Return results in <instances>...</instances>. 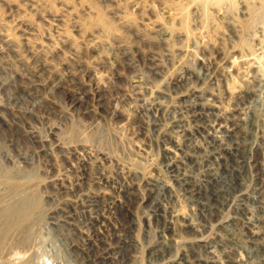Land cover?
I'll return each mask as SVG.
<instances>
[{"label": "rangeland", "instance_id": "obj_1", "mask_svg": "<svg viewBox=\"0 0 264 264\" xmlns=\"http://www.w3.org/2000/svg\"><path fill=\"white\" fill-rule=\"evenodd\" d=\"M263 3L264 0H0V205L5 206L4 210H17L22 222L21 228L15 230L9 218L1 217L5 212L0 213V264H98L96 258L105 254L119 257L111 264H148V249L158 244L164 229L163 218L152 208L166 182L178 191L177 201L166 198L164 204L178 209L174 222L181 223L176 226L184 234L183 241L189 239L176 246L166 235L165 244H169L165 247L171 245L173 255L176 253L172 260L212 264L211 252L216 251L225 261L223 264H234L236 252L242 251L239 258L246 264L254 249L264 256V189L260 187L264 180ZM178 10L185 11L186 18L177 19ZM124 12L134 24L120 20ZM153 18L163 20L167 27H147L144 22ZM166 22L174 26L173 36ZM106 24L116 31L106 34ZM186 25L190 30L196 28V35L188 39L180 35ZM60 29L64 35H59ZM10 31L19 40H11ZM24 37H30L31 43L27 45ZM32 43L46 49L41 51L36 45L32 51ZM234 83L238 88L232 95L223 93ZM219 104L230 109L220 120L216 108ZM33 135L37 138H31ZM214 135L222 137L227 147L244 150L248 146V168L242 166L239 156L237 161L211 159L217 152L211 140ZM174 140L183 144L177 156L181 171L203 191L209 189V172L216 178L222 175L223 168L243 174L241 184L225 188L220 202L223 206L215 208L206 202L202 207L198 196L183 190L176 175L171 176L176 173L167 162L172 155H167L165 148ZM98 155L105 156L101 163ZM136 214L146 217L150 225H131L138 218ZM181 216H191L198 232L186 227ZM247 221L259 235H253ZM137 237L144 248L134 263L128 258ZM261 260L264 264L263 257Z\"/></svg>", "mask_w": 264, "mask_h": 264}, {"label": "bare ground", "instance_id": "obj_2", "mask_svg": "<svg viewBox=\"0 0 264 264\" xmlns=\"http://www.w3.org/2000/svg\"><path fill=\"white\" fill-rule=\"evenodd\" d=\"M86 1V0H85ZM33 2V1H32ZM38 2V1H37ZM40 2V1H39ZM39 2L37 3V5L39 4ZM48 2V1H47ZM178 2V1H177ZM199 2V1H198ZM86 3V2H85ZM170 3V2H169ZM181 3V2H180ZM25 4V3H24ZM264 4V3H263ZM44 5V4H43ZM25 6V5H24ZM91 7V6H90ZM32 8V7H31ZM93 8V7H92ZM186 8H189V7H186ZM91 9V8H90ZM94 10V9H93ZM189 10H190V8H189ZM264 10V9H263ZM21 12V11H20ZM178 12H179V10H178ZM185 11H183V10H180V12L179 13H177V15H178V17L179 18H177V19H181V20H183V17L186 15V13H184ZM125 14H123V15H121L120 16V20L122 21V22H125V23H129V24H134V20H133V18L132 17H130V15L129 14H126L127 12H124ZM188 13V12H187ZM264 13V12H263ZM19 14V13H18ZM21 14V13H20ZM176 15V14H175ZM62 16V15H61ZM23 18V17H22ZM184 18H186V17H184ZM187 18H188V14H187ZM105 19V18H104ZM172 19V18H171ZM14 20H16V19H14ZM23 20V19H22ZM107 20V19H106ZM106 20H104V21H106ZM173 20V19H172ZM175 20V19H174ZM145 21V20H144ZM170 21V20H169ZM187 20H184V22H186ZM8 22V21H7ZM10 22H13V21H10ZM62 22V21H61ZM107 22V21H106ZM147 22H148V24H147ZM147 22L145 21L144 23L146 24V26L147 27H149V28H154L155 29V27L157 26V27H159V26H163V27H167V26H164V23H163V20H154V18H153V20L151 19V20H147ZM171 22H173V21H171ZM175 22V21H174ZM19 23V22H18ZM167 23V22H166ZM182 23H183V21H182ZM15 24V23H14ZM16 24H17V22H16ZM21 24V23H20ZM64 24V23H63ZM167 24H169L170 25V23H167ZM173 24V23H172ZM185 24V23H184ZM187 24V23H186ZM12 26V25H11ZM22 26V25H21ZM54 26V25H53ZM62 26V25H61ZM171 27H168L169 29H170V31L172 32L171 33V35L173 34V32L175 33V28H174V26L173 25H170ZM16 27V26H15ZM48 27V26H47ZM105 28H103L104 30H105V32H106V34H113L115 31H116V29H114L112 26H110V25H105L104 26ZM162 27V28H163ZM13 28V27H12ZM53 28V27H52ZM57 28V27H56ZM160 28V27H159ZM5 29V28H4ZM32 29V28H31ZM30 29V30H31ZM64 29V28H63ZM164 29V28H163ZM167 29V28H166ZM196 29V28H195ZM194 29V30H195ZM203 29V28H202ZM12 30V29H11ZM58 30V29H57ZM159 30V29H158ZM194 30H190L188 27H187V25L184 27V28H182V30L180 31V35H183V36H185V37H187V39L188 38H191V36H193L194 34L196 35V31H194ZM204 30V29H203ZM15 31V30H14ZM32 31V30H31ZM36 31V30H35ZM53 31V30H52ZM60 36L61 35H64V31L63 30H61L60 29ZM66 31V30H65ZM169 31V30H168ZM57 32V31H56ZM160 32V31H159ZM162 32V31H161ZM58 33V32H57ZM166 33V32H165ZM164 33V34H165ZM16 33H12L11 31L9 32V34H8V37L12 40H19L17 37H16V35H15ZM27 34V33H26ZM25 34V35H26ZM105 34V33H104ZM168 34V33H167ZM166 34V35H167ZM24 35V34H23ZM22 35V36H23ZM34 35V34H33ZM199 35V34H198ZM173 36V35H172ZM182 37V36H181ZM184 37V38H185ZM195 37V36H194ZM103 38H105V36L103 37ZM186 39V40H187ZM24 41H25V43L28 45V43H31V38L30 37H24V39H23ZM168 40H170V39H168ZM94 41V40H93ZM106 41V40H105ZM172 41V40H171ZM184 42V41H183ZM205 42V41H204ZM260 43V42H259ZM51 44V43H50ZM98 44V43H97ZM109 44V43H108ZM173 44V43H172ZM36 45L37 44H33L32 43V45L30 46L31 47V49H32V51L34 50V47H36ZM177 45V44H176ZM187 45V44H186ZM24 46H25V44H24ZM49 46V45H48ZM56 46V45H55ZM179 46V45H178ZM37 47L38 48H40L41 49V51L43 50H45L46 48H45V46L44 45H41V44H39V46L37 45ZM36 47V48H37ZM171 47V46H170ZM26 48H27V46H26ZM178 48V47H177ZM181 48V47H180ZM30 49V48H29ZM39 49V50H40ZM247 50H249V47L247 48ZM47 51V50H46ZM206 52V51H205ZM173 53H174V51H173ZM208 53H210V52H208ZM217 53H218V51H217ZM219 53H220V51H219ZM250 54V53H249ZM206 55H208V54H206ZM210 55V54H209ZM208 57V56H207ZM211 57V56H210ZM223 58V57H222ZM226 60V59H225ZM225 60H223V61H225ZM203 61H205V59L203 60ZM208 61V60H207ZM219 63H220V61H218ZM202 63V62H201ZM216 63H217V61H216ZM222 63V62H221ZM224 63V62H223ZM207 65V64H206ZM203 67V66H202ZM219 67V66H218ZM178 68V67H177ZM189 70V69H188ZM208 70V69H207ZM233 70V69H232ZM190 72V71H189ZM193 72V71H192ZM196 73V72H195ZM249 73V72H248ZM253 73V72H252ZM190 74V73H189ZM191 76L193 75L192 73L190 74ZM201 75V74H200ZM231 75V74H230ZM244 75H246V74H244ZM243 75V77H245ZM182 76H184V75H182ZM191 76L189 77L190 79H191ZM202 76H204V75H202ZM177 78H179L178 76H176ZM196 77V76H195ZM242 77V76H241ZM199 78V77H198ZM246 78V77H245ZM174 79V78H173ZM182 79V78H181ZM185 79V78H184ZM203 79V78H202ZM205 79V78H204ZM203 79V80H204ZM250 79V78H249ZM261 79H263V78H261ZM171 80V79H170ZM189 80V79H188ZM192 80V79H191ZM200 80V79H199ZM243 80H245V79H243ZM166 81V80H165ZM260 81H262V80H260ZM192 82H193V80H192ZM191 82V84H193ZM234 82V81H233ZM251 82V81H250ZM249 82V83H250ZM144 83V82H143ZM142 83V84H143ZM152 83V82H151ZM175 83V82H174ZM187 83V82H186ZM204 83V82H203ZM229 83V82H228ZM243 83V82H242ZM252 83V82H251ZM158 84H160V83H158ZM189 84V83H188ZM226 84H227V82H226ZM262 84V83H261ZM182 85V84H181ZM147 86V85H146ZM158 86V85H157ZM201 86V85H200ZM152 87H154V85L152 86ZM173 87V86H172ZM176 87H178V86H176ZM236 87L237 86H235V83L234 84H232V85H228L227 86V89H225L224 90V92L223 93H228V94H233L234 93V91H235V89H236ZM241 87V86H240ZM144 88V87H143ZM148 88V87H147ZM146 88V89H147ZM155 88V87H154ZM171 88V87H170ZM175 88V87H174ZM182 88H183V86H182ZM187 88V87H186ZM238 88V87H237ZM252 88V87H251ZM253 88H254V86H253ZM142 89V88H141ZM157 89V88H156ZM189 89V88H188ZM190 89H192V88H190ZM200 89H201V87H200ZM209 89V88H208ZM245 89V88H244ZM145 90V89H144ZM149 90V89H148ZM155 90V89H154ZM184 90V89H183ZM194 90H195V88H194ZM198 90V89H197ZM247 90V89H246ZM252 90V89H251ZM151 91H153V90H151ZM151 91H149V92H151ZM188 91H186V93H187ZM201 92V91H200ZM254 92V91H253ZM252 92V94H254ZM174 93V92H173ZM189 93H191V92H189ZM238 93H239V91H238ZM246 93V92H245ZM256 93V92H255ZM205 94V93H204ZM211 94H212V92H211ZM216 94V93H215ZM241 94V93H240ZM195 95V94H194ZM197 95V94H196ZM206 96H207V94H205ZM212 95H214V93L212 94ZM217 95H218V93H217ZM257 95V94H256ZM152 96V95H151ZM163 96H164V94H163ZM170 96V95H169ZM181 96V95H180ZM214 96H216V95H214ZM240 96V95H239ZM242 96V95H241ZM149 97V96H148ZM157 97V96H156ZM177 97V96H176ZM176 97H174V98H176ZM200 97V96H199ZM212 97V96H211ZM230 97V96H229ZM234 97V96H233ZM165 98V97H164ZM167 98H168V96H167ZM173 98V99H174ZM197 98V97H196ZM203 98V97H202ZM216 98H219V97H216ZM170 99H172V97H170ZM206 99H207V97H206ZM234 99V98H233ZM240 99V98H239ZM242 99V98H241ZM157 100H158V98H157ZM197 100V99H196ZM203 100H205V99H203ZM209 100V99H208ZM207 100V101H208ZM211 100V99H210ZM216 100H218V99H216ZM221 100V99H220ZM219 100V101H220ZM243 100V99H242ZM155 101H156V99H155ZM199 101V100H198ZM239 101V100H238ZM157 102V101H156ZM160 102V101H159ZM214 102V101H213ZM216 102V101H215ZM223 102V101H222ZM221 102V103H222ZM236 102V101H235ZM240 102H243V101H240ZM247 102V101H246ZM161 103V102H160ZM159 103V104H160ZM199 103V102H198ZM220 103V102H219ZM224 103H226V102H224ZM194 104V103H193ZM207 104V103H206ZM212 104V103H211ZM216 104H217V102H216ZM244 104V103H243ZM156 105H158V104H156ZM161 105H163V104H161ZM199 105V104H198ZM204 105V104H203ZM210 105V104H209ZM215 105V104H214ZM220 105V104H219ZM227 105V104H226ZM229 106V105H228ZM246 106V105H245ZM196 107H198V106H196ZM201 107V106H200ZM209 107H211V106H209ZM208 107V108H209ZM226 108H224V107H222V105H220V106H216V108H218V111H219V114H220V116H217L218 118H219V120H220V118H222V116L221 115H224L225 113H227V106H225ZM243 107H244V105H243ZM249 107V106H248ZM161 108V107H160ZM189 108V107H188ZM236 108V107H235ZM241 108V107H240ZM229 109V108H228ZM238 109V108H237ZM197 110H198V108H197ZM200 110V109H199ZM230 110V109H229ZM209 111V110H208ZM200 112H201V110H200ZM203 112H204V109H203ZM213 112V111H212ZM191 113V112H190ZM198 113V112H197ZM214 113V112H213ZM213 113H212V115H213ZM195 114V113H194ZM263 114V113H262ZM200 115V114H199ZM217 115V114H216ZM195 116V115H194ZM193 116V119L195 118ZM209 116H211V114L209 115ZM236 116V115H235ZM249 116V115H248ZM173 118V117H172ZM197 118V117H196ZM225 118V117H224ZM232 118V117H231ZM192 119V118H191ZM199 119H200V116H199ZM205 119V118H204ZM210 119H212V118H210ZM215 119V118H214ZM228 119V118H227ZM235 119V118H234ZM242 119V118H241ZM246 119V118H245ZM182 120V119H181ZM185 120V119H184ZM183 120V121H184ZM228 120H230V119H228ZM239 120V119H238ZM262 120V119H261ZM233 121V120H232ZM243 121V120H242ZM250 121V120H249ZM256 121V120H255ZM179 122H181V121H179ZM209 122H211V121H209ZM208 122V123H209ZM215 122V121H214ZM184 123V122H183ZM187 123V122H186ZM192 123H194V122H192ZM219 123V122H218ZM221 123V122H220ZM226 123V122H225ZM231 123V122H230ZM179 124V123H178ZM215 124V123H214ZM222 125H223V123H221ZM183 125V124H182ZM189 125H190V123H189ZM203 125V124H202ZM210 125H212V124H210ZM217 125V124H216ZM241 125H242V123H241ZM257 125V124H256ZM166 126V125H165ZM185 126V125H184ZM191 126V125H190ZM193 126V125H192ZM200 126V125H199ZM206 126V125H205ZM238 126V125H237ZM236 126V127H237ZM245 126V125H244ZM121 127V126H120ZM179 127H180V125H179ZM188 127V126H187ZM207 127H210V126H207ZM217 127H218V125H217ZM222 127V126H221ZM253 127V126H252ZM255 127V126H254ZM176 128H178V125H177V127ZM184 128V127H183ZM201 128H202V126H201ZM205 128V127H204ZM219 128V127H218ZM228 128V127H227ZM256 128V127H255ZM190 129V128H189ZM203 129V128H202ZM215 129V128H214ZM217 129V128H216ZM222 129V128H221ZM224 129V128H223ZM222 129V130H223ZM249 130H250V128H248ZM252 129V128H251ZM177 130V129H176ZM211 130V129H210ZM227 130V129H226ZM233 130V129H232ZM241 130V129H240ZM239 130V131H240ZM253 130V129H252ZM257 130V129H256ZM255 130V131H256ZM264 130V129H263ZM194 131H196V130H194ZM203 131V130H202ZM213 131H218V130H213ZM234 131V130H233ZM243 131V130H242ZM261 131V130H260ZM158 132V131H157ZM173 132V131H172ZM171 132V133H172ZM177 132V131H176ZM175 132V133H176ZM182 132V131H181ZM187 132V131H186ZM185 132V133H186ZM219 132V131H218ZM241 132V131H240ZM246 132V131H245ZM159 133H161V132H159ZM178 133H180V132H178ZM190 133V132H189ZM193 132H191V134H192ZM217 133V132H216ZM220 133V132H219ZM254 133V132H253ZM257 133V132H256ZM37 134V133H36ZM170 134V133H169ZM173 134H174V132H173ZM191 134H189V136H191ZM215 134V133H214ZM218 134V133H217ZM222 134V133H221ZM247 134V133H246ZM172 135V134H171ZM182 135V134H181ZM196 135V134H195ZM201 135V134H200ZM206 135V134H205ZM210 135V134H209ZM248 135H249V133H248ZM256 135V134H255ZM176 136H177V134H176ZM175 136V137H176ZM185 137H187L186 135H184ZM202 136V135H201ZM231 136V135H230ZM258 136V135H257ZM259 136H260V134H259ZM169 137V136H168ZM172 137V136H171ZM179 137V136H178ZM196 137H197V135H196ZM206 137V136H205ZM233 137H235L234 135H233ZM263 137H264V132H263ZM31 138H37L36 136H34L33 135V137H31ZM173 139H174V137H172ZM180 138V137H179ZM199 138H200V136H199ZM207 138V137H206ZM222 138V137H221ZM218 135H214V136H212L211 137V140H212V142H213V144H215V146H216V149H217V152H215V153H213L212 154V156H211V159L213 158V159H215V160H222L223 158H229V159H231L232 161H237V159H238V156L240 157V159H241V162L243 163V165L242 166H245V167H247L248 168V163H249V158H250V148L247 146L246 148H244V150L243 149H240V148H237L236 146V148L235 147H227L224 143H223V140L221 139ZM232 138V137H231ZM164 139V138H163ZM178 139V138H177ZM186 139V138H185ZM207 139H209V138H207ZM227 139V138H226ZM242 139V138H241ZM262 139H264V138H262ZM37 140V139H36ZM170 140V139H169ZM189 139H187V141H188ZM194 140V139H193ZM192 140V141H193ZM196 140V139H195ZM194 140V141H195ZM210 140V139H209ZM236 140V139H235ZM255 142H256V140L255 139H253ZM39 141V140H38ZM182 141V140H181ZM261 141V140H260ZM264 141V140H263ZM196 142V141H195ZM225 142V141H224ZM233 142V141H232ZM247 142V141H246ZM189 143V142H188ZM203 143V142H202ZM206 143V142H205ZM210 143V142H209ZM241 143V142H240ZM243 143H245V142H243ZM251 143V142H250ZM160 144V143H159ZM167 144H169V142L167 143ZM191 144V143H190ZM193 144V143H192ZM197 144H198V142H197ZM231 144V143H230ZM237 144V143H236ZM40 145V144H39ZM183 145V144H182ZM182 145L178 142V141H176V140H174L173 141V143H171V145L169 146V147H167L166 146V148H165V151L167 152V155L168 154H170V155H172L171 156V158L169 157V156H167V157H169L170 159L169 160H167V162L169 161V165H171V168L173 169V172H175L176 174H173V175H171V176H174V175H176V181H178V183L183 187V190H184V188H186L187 190H189L190 192H191V194L192 195H194V196H196V198H197V196H198V199L199 200H201V201H199V203L202 205L203 204V206L202 207H204L205 205H207V203L209 204V206H213V207H215V208H218V207H221V206H223V205H221V203L220 202H223V201H221V199H222V196H223V194L225 193V188L226 187H229V186H231L230 184H233V186H236V185H238V184H241L240 183V181H241V177H242V173H240V171L238 172V171H234V170H230V169H228V168H223V170L221 171L222 172V175L219 177V178H216L217 176H215L213 173H211V172H209L208 173V175L206 176L207 177V179L209 180V183H210V185H209V189L208 190H205V191H203L202 189H201V187L200 188H197L196 187V183L194 184V182H193V180L191 179V178H189L188 176H187V174H185L186 172L184 171V172H182L181 171V169H180V163H181V161H179V159H177V156H178V153L180 152V150H182ZM199 145V144H198ZM197 145V146H198ZM238 145V144H237ZM239 145H241V144H239ZM244 145V144H243ZM248 145V144H247ZM251 145V144H250ZM43 146H45V145H43ZM84 146V145H83ZM161 146V145H160ZM165 146V145H164ZM187 146H188V144H187ZM186 146V147H187ZM212 146V145H211ZM86 147V146H85ZM162 147V146H161ZM202 147H203V145H202ZM205 147V146H204ZM207 147V146H206ZM213 147V146H212ZM254 147V146H253ZM257 147V146H256ZM83 148V147H82ZM201 148V147H200ZM43 149V148H42ZM86 149V148H85ZM89 149V148H88ZM163 149V148H162ZM188 149V148H187ZM189 149H190V147H189ZM212 149V148H211ZM252 149V148H251ZM254 149V148H253ZM74 150V149H73ZM183 150H185L184 148H183ZM197 150V149H196ZM206 150H208V149H206ZM261 149H259V151H260ZM92 151V150H91ZM194 151V150H193ZM204 151V150H203ZM216 151V150H215ZM258 151V150H257ZM186 152L187 151H185V155H186ZM194 152H196V151H194ZM206 152V151H205ZM191 153V152H190ZM255 153H256V151H255ZM261 153V152H260ZM165 154V153H164ZM195 153H193V155H194ZM253 154V153H252ZM181 155H182V153H181ZM183 155H184V153H183ZM184 155V156H185ZM188 155V154H187ZM190 155V154H189ZM197 156V155H196ZM263 156V155H262ZM165 157V156H164ZM163 157V158H164ZM182 157V156H181ZM208 157V156H207ZM257 157V156H256ZM97 158V161H103L104 159H105V156H103V155H98V157H96ZM96 158H93V159H96ZM179 158H180V156H179ZM181 159V158H180ZM185 159V158H184ZM186 160V159H185ZM252 160V159H251ZM250 160V161H251ZM258 160V159H257ZM264 160V159H263ZM188 161V160H187ZM227 161V160H226ZM98 162V163H99ZM186 162V161H185ZM204 162V161H203ZM215 162V161H214ZM240 162V161H239ZM253 162V161H252ZM257 162H259V160L257 161ZM256 162V163H257ZM101 163V162H100ZM129 163V162H128ZM140 163V162H139ZM153 163V162H152ZM224 163V162H223ZM264 163V162H263ZM167 164V163H166ZM167 164V165H168ZM183 164V163H182ZM207 164V163H206ZM205 164V165H206ZM212 164V163H211ZM259 164V163H258ZM261 164H262V162H261ZM164 165V164H163ZM184 165H185V163H184ZM186 165H187V163H186ZM230 165V164H229ZM248 165V166H247ZM252 165V164H251ZM257 165V164H256ZM262 165H264V164H262ZM262 165H260V166H262ZM100 166V165H99ZM201 166H202V164H201ZM210 166V165H209ZM212 166V165H211ZM214 166V165H213ZM219 166V165H218ZM168 167V166H167ZM170 167V166H169ZM203 167V166H202ZM216 167V166H215ZM223 167H226V166H223ZM230 167H231V165H230ZM257 167V166H256ZM264 167V166H263ZM262 167V168H263ZM187 168V167H186ZM205 168H207V167H205ZM221 168H222V166H221ZM243 168V167H242ZM190 169V168H189ZM214 169V168H213ZM220 169V168H219ZM245 169V168H244ZM260 169V168H259ZM264 169V168H263ZM169 170V169H168ZM186 170H188V169H186ZM237 170V169H236ZM140 171V170H139ZM208 171H209V168H208ZM248 171V170H247ZM250 171V170H249ZM170 172V171H169ZM190 172V171H189ZM195 172V171H194ZM204 172V171H203ZM242 172H243V170H242ZM262 172H263V170H262ZM171 173V172H170ZM198 173V172H197ZM216 173V172H215ZM264 173V172H263ZM262 173V174H263ZM192 174H193V172H192ZM196 174V173H195ZM199 174H200V172H199ZM198 174V175H199ZM217 174V173H216ZM205 175H206V173H205ZM245 175V174H244ZM260 176H262V175H260ZM263 177H264V174H263ZM107 178L108 177H106L105 179L107 180ZM173 178V177H172ZM195 178V177H194ZM260 178H262V177H260ZM104 179V178H103ZM165 179V178H164ZM109 180V179H108ZM145 180V179H144ZM167 180V179H166ZM242 180H243V177H242ZM54 181V180H53ZM143 181V180H142ZM196 181V180H195ZM63 182V181H62ZM98 182V181H97ZM100 182V181H99ZM160 182V181H159ZM171 182V181H170ZM202 182V181H201ZM261 183H260V187L262 188V189H264V180H261L260 181ZM3 183V182H2ZM135 183H137V182H135ZM140 183V182H139ZM164 183V182H163ZM175 183V182H174ZM197 183H198V180H197ZM173 184V183H172ZM201 184V183H200ZM226 184H227V186H226ZM76 185H77V183H76ZM141 185V184H140ZM140 185H138V186H140ZM205 185V184H204ZM244 185V184H243ZM82 187V186H81ZM157 187V186H156ZM160 187H161V185H160ZM204 187V186H203ZM133 188V187H132ZM142 188V187H141ZM151 189V188H150ZM156 189V188H155ZM113 190V189H112ZM129 190V189H128ZM148 190V189H147ZM180 190V189H179ZM222 190H224V192L222 191ZM231 190H232V188H231ZM178 191V190H177ZM177 191H175L174 190V187L170 184V183H168V182H166L165 183V185L163 186V188H162V194H160L158 191V193H159V197H157V198H155V202H154V207L152 208V209H154V213H156V215L157 216H160V217H162L163 218V220H164V229L160 232V234H159V237H158V244H155L154 246H152V247H150L149 249H148V255L150 256V261H149V263L148 264H181V263H179L180 261H178V263L175 261V260H177V259H175V260H172L173 259V257L175 258V254L173 255V250H172V246L170 247V246H166L165 247V245L166 244H169V243H166L165 244V240H166V235L169 237V239H170V241L174 244V245H178V246H180L179 244L184 240V237H183V235H181V231H179V229L177 228L178 226H176V224L177 223H179V222H177L176 224H175V222H174V218H176L175 217V215H176V212H177V210H175L173 207H169V208H167L166 207V205L164 204V202H165V199L167 198L168 200H170L171 202L173 201H177V194H176V192ZM186 191V190H185ZM188 191V193L190 194V192ZM219 191H222V193L221 192H219ZM230 191V190H229ZM262 191V190H261ZM184 192V191H183ZM228 192V191H227ZM103 193V192H102ZM105 193V192H104ZM137 193V192H136ZM151 193H153V192H151ZM185 193V192H184ZM187 193V194H188ZM229 193V192H228ZM239 193H240V190H239ZM131 194V193H130ZM189 195V196H192V195ZM226 194V193H225ZM244 194V193H243ZM260 194V193H259ZM264 194V193H263ZM157 195V194H156ZM156 195H155V197H156ZM180 195V194H179ZM178 195V196H179ZM182 195V194H181ZM90 196V195H89ZM128 196V195H127ZM189 196H187V197H189ZM231 196V195H230ZM237 196V195H236ZM132 197V196H131ZM186 197V198H187ZM193 197V196H192ZM119 198V197H118ZM233 198V197H232ZM225 199V198H224ZM3 200V199H2ZM129 200H130V198H129ZM118 201V200H117ZM120 201V200H119ZM196 201V200H195ZM198 201V200H197ZM235 201V200H234ZM264 201V200H263ZM190 202H191V200H190ZM207 202V203H206ZM115 203V202H114ZM118 203H122V202H118ZM117 203V204H118ZM129 203V202H128ZM166 203H168V202H166ZM178 203V202H177ZM194 203V202H193ZM198 203V202H197ZM206 203V204H205ZM123 204V203H122ZM149 204H151V202L149 203ZM153 204V203H152ZM259 204V203H258ZM125 205V204H124ZM130 205V204H129ZM182 205V204H181ZM186 205V204H185ZM196 204H194V206H195ZM198 205V204H197ZM260 205V204H259ZM119 206V205H118ZM147 206V205H146ZM151 206V205H150ZM149 206V207H150ZM178 206V205H177ZM187 206V205H186ZM199 206V205H198ZM261 206V205H260ZM0 207H2L1 205H0ZM121 207V206H120ZM129 207V206H128ZM148 207V208H149ZM174 207H176V206H174ZM200 207V206H199ZM212 207V208H213ZM228 207V206H227ZM4 208H5V206L4 207H2V208H0V213L2 212V210H3V216L1 215V217H4V218H9V221L11 220V222L13 223H11L12 224V227L13 228H15V230L16 229H20L21 228V221H20V217H18V214L19 213H17V210H14V209H8L7 207H6V210H4ZM185 208V207H184ZM194 208V207H193ZM207 208V207H206ZM205 208V209H206ZM253 208V207H252ZM128 209V208H127ZM183 209V208H182ZM129 210V209H128ZM148 210H151V209H148ZM180 210V209H179ZM191 210V209H190ZM194 211H195V209H193ZM207 210V209H206ZM205 210V211H206ZM212 210V209H211ZM131 211V210H130ZM153 211V210H152ZM197 211V210H196ZM195 211V212H196ZM226 211V210H225ZM148 212V211H147ZM183 213L184 214V212L182 211V210H180V213ZM203 212V211H202ZM219 212V211H218ZM250 212V211H249ZM146 213V212H145ZM197 213V212H196ZM196 213H195V215H196ZM201 213V212H200ZM144 214V213H143ZM177 214H178V212H177ZM182 214V215H183ZM186 215H187V213H185ZM212 214V213H211ZM214 214V213H213ZM251 214V213H250ZM258 214V213H257ZM139 215V214H138ZM137 214H136V216H138ZM206 215H207V213H206ZM223 215V214H222ZM221 215V216H222ZM141 216H142V214H141ZM184 216V215H183ZM189 216V215H188ZM210 216V215H209ZM212 217H213V215H211ZM210 216V217H211ZM248 216V215H247ZM253 216V215H252ZM182 217V216H181ZM191 217V216H190ZM190 217H182L183 218V221L185 222V224H186V227H188V228H192V229H194L195 231H197L198 232V228H197V226L192 222V220H191V218ZM243 217H245V216H243ZM251 217V216H250ZM264 217V216H263ZM68 218V217H67ZM220 218V217H219ZM262 218V217H261ZM260 218V219H261ZM3 219V218H2ZM69 219V218H68ZM210 219V218H209ZM214 219V218H213ZM250 219V218H249ZM248 219V220H249ZM257 219V218H256ZM263 219V218H262ZM133 220V219H132ZM155 220H156V218H155ZM162 220V219H161ZM178 220H180L179 218H178ZM246 220H247V218H246ZM2 220L0 219V222H1ZM198 221V220H197ZM202 221V220H201ZM200 221V222H201ZM209 221V220H208ZM210 221H212L211 219H210ZM222 221H224V220H222ZM251 221V220H250ZM250 221H247L248 222V224H249V222ZM263 221V220H262ZM141 222H143L146 226L147 225H150L149 224V220L146 218V217H139L138 216V218L137 217H135V219L132 221V224L131 225H134L136 228L139 226V224H141ZM199 222V221H198ZM252 222H253V219H252ZM202 223V222H201ZM214 223V222H213ZM221 223V222H220ZM219 223V224H220ZM224 223V222H223ZM245 223V222H244ZM251 223V222H250ZM257 223V222H256ZM263 223V222H262ZM0 224H2V223H0ZM66 224V223H65ZM72 224V223H71ZM143 224V225H144ZM179 224H181V223H179ZM212 224V223H211ZM218 224V225H219ZM255 224V223H254ZM258 224H260V223H258ZM199 225H201V224H199ZM215 225V224H214ZM222 225H224V224H222ZM245 225V224H244ZM247 225V224H246ZM245 225V226H246ZM250 225V224H249ZM249 225H248V229L250 230V228H251V230L253 231L252 233H253V235H254V233H256V232H254V227H253V225H250V228H249ZM261 225V224H260ZM263 225V224H262ZM1 226V225H0ZM7 226V225H6ZM180 226V225H179ZM243 226V225H242ZM134 227V228H135ZM182 227V226H181ZM201 227V226H200ZM209 227V226H208ZM212 227H213V224H212ZM216 227V226H215ZM226 227V226H225ZM230 227V226H229ZM244 228H246V227H244ZM262 228H264V227H262ZM18 229V230H19ZM133 229V228H132ZM162 229V228H161ZM187 229V228H186ZM210 229V228H209ZM235 229V228H234ZM183 230V229H182ZM220 230V229H219ZM250 230V231H251ZM258 230V229H257ZM264 230V229H263ZM135 231V230H134ZM185 231V230H184ZM201 231H204V229L203 230H201ZM206 231V230H205ZM208 231V230H207ZM210 231V230H209ZM260 231H261V228H260ZM187 232H188V230H187ZM242 232V231H241ZM148 233V232H147ZM200 233V232H199ZM198 233V234H199ZM208 233V232H207ZM258 233V232H257ZM204 234H206V233H204ZM204 234H202V235H204ZM261 234V233H260ZM247 235V234H246ZM245 235V236H246ZM252 235V234H251ZM257 235H259V233L257 234ZM262 235V234H261ZM196 236H197V234H196ZM200 236V235H199ZM205 236V235H204ZM204 236H202V238L204 237ZM249 236V235H248ZM263 237H264V232H263V235H262ZM255 237V236H254ZM136 238V237H135ZM190 238V237H189ZM208 238V237H207ZM206 238V239H207ZM247 238V237H246ZM250 238V237H249ZM187 239V238H186ZM192 241H193V239L192 238H190ZM199 238H197V241H199L198 240ZM201 239V238H200ZM253 238H251V240H252ZM133 240H135V239H133ZM195 240V239H194ZM205 240V239H204ZM203 240V241H204ZM247 240H249V239H247ZM250 240V241H251ZM88 241V240H87ZM185 241H187V242H185ZM185 241H183L184 243H188L189 242V239H187V240H185ZM196 241V240H195ZM202 241V240H201ZM206 241V240H205ZM257 241H258V239H257ZM264 241V240H263ZM262 241V242H263ZM168 242V241H167ZM182 242V243H183ZM191 242V241H190ZM248 242V241H247ZM143 243V242H142ZM183 243V244H184ZM259 243V242H258ZM94 244V243H93ZM182 244V245H183ZM254 244V243H253ZM261 244V243H260ZM188 245V244H187ZM83 246V245H82ZM92 246V245H91ZM212 246V245H211ZM257 246V245H256ZM261 246V245H260ZM195 247V246H194ZM206 247H207V245H206ZM241 247H244V246H241ZM251 247H252V245H251ZM83 248V247H82ZM144 247L142 246V244L140 243V241L138 240V237H137V240L134 242V250H133V254H132V256H131V258H128V259H131V261H136V258H138L137 256L141 253V252H143L142 251V249H143ZM175 248H177V247H175ZM183 248V247H182ZM210 248V247H209ZM214 248V247H213ZM253 248V247H252ZM81 249V248H80ZM181 249V248H180ZM184 249V248H183ZM235 249V248H234ZM248 249V248H247ZM251 249V248H250ZM16 250V249H15ZM82 250V249H81ZM184 250H186V249H184ZM209 250V249H208ZM213 250H215V249H213ZM244 250V249H243ZM253 250V249H252ZM251 250V251H252ZM86 251V250H85ZM174 251H175V249H174ZM178 250H176L175 252H177ZM181 251H182V249H181ZM234 251V250H233ZM238 251H239V249H238ZM245 251V250H244ZM247 251V253H248V250H246ZM9 252V251H8ZM179 252V251H178ZM183 252V251H182ZM216 252V251H215ZM215 252H211V255H212V264H223V262H225V261H223L222 262V260H221V258H220V256H221V254H219V257L215 254ZM229 252H230V250H229ZM242 251H239V252H236V258H234V260H233V262H234V264H243V262L241 261V258H239V257H241V255H240V253H241ZM261 252L262 251H260V250H258V249H254V251H252V252H250V256L248 257L249 258V261L246 263V264H262V257L264 258V256H262V254H261ZM7 253V252H6ZM180 253V252H179ZM184 253H185V251H184ZM186 253H188V252H186ZM210 253V252H209ZM217 253V252H216ZM232 253V252H231ZM144 254V253H143ZM21 255V254H20ZM177 255H178V253H177ZM182 255V254H181ZM186 255H188V254H186ZM234 255V254H233ZM248 254H246V256H247ZM183 256V255H182ZM186 257V256H185ZM222 257H224V256H222ZM229 257V256H228ZM243 257V256H242ZM9 258V257H8ZM119 258V257H118ZM118 258H116V257H112V255L110 256L109 254H105V255H99L96 259V261L98 262V264H111V261L113 262V260H115V261H117V259ZM177 258V257H176ZM192 258V257H191ZM245 258H247V257H245ZM19 259V258H18ZM149 259V258H148ZM194 259V258H193ZM199 259V258H198ZM211 259V258H210ZM182 260V259H181ZM187 260V259H186ZM248 260V259H247ZM123 261V260H122ZM183 261V260H182ZM181 261V262H182ZM188 261H189V259H188ZM205 261V260H204ZM243 261H245V259H243ZM186 262V261H185ZM184 262V263H185ZM191 262H193L192 260H191ZM197 262V261H196ZM227 262V261H226ZM134 263H136V262H134ZM188 263V262H187ZM231 263V262H230ZM264 263V262H263ZM117 264V263H116ZM124 264V263H123ZM183 264V263H182ZM194 264H195V262H194ZM225 264V263H224Z\"/></svg>", "mask_w": 264, "mask_h": 264}]
</instances>
